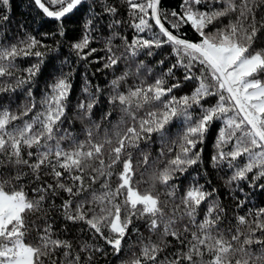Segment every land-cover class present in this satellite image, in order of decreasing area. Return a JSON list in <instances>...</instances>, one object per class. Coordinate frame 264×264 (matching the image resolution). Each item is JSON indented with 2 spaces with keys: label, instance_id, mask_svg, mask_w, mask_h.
<instances>
[{
  "label": "snow or ice",
  "instance_id": "1",
  "mask_svg": "<svg viewBox=\"0 0 264 264\" xmlns=\"http://www.w3.org/2000/svg\"><path fill=\"white\" fill-rule=\"evenodd\" d=\"M123 4L0 0V264H264V0Z\"/></svg>",
  "mask_w": 264,
  "mask_h": 264
},
{
  "label": "trees",
  "instance_id": "2",
  "mask_svg": "<svg viewBox=\"0 0 264 264\" xmlns=\"http://www.w3.org/2000/svg\"><path fill=\"white\" fill-rule=\"evenodd\" d=\"M117 4H119L120 7V11H125V6L123 4V0H116ZM179 0H163V3L166 7H175L178 4ZM11 3V17H10V28L12 29V31H17V25L19 23H23L25 28H27L29 31H32L34 34L38 35V38H43L46 39L49 43H52L53 38L51 37H40L39 36V32H43V31H50L53 30L54 25L51 23H45L44 21L41 20L40 16L37 15V11L36 9L33 7V0H10ZM3 6L0 5V11H3ZM96 10L97 11H102L100 3L96 4ZM82 23V21H81ZM70 29H74V30H78L79 29V25H69ZM127 33L129 35V37H131L132 35V30L129 28L127 30ZM18 34H22V30H20V32ZM102 35H107L109 33L107 32H102ZM9 33L5 32L4 36H0V42H3L4 38L6 36H8ZM187 35L191 36L194 35V33L192 32H187ZM115 43H120L119 39H117L115 41ZM63 52L65 55H68V42L67 40H65L63 42ZM96 46L100 47L102 46L100 42H96ZM101 55H103V53H100ZM49 55H55L54 53H49ZM141 59H145L147 63H154V60L152 57H144L141 56ZM89 61H91V57H89ZM47 63V61L45 62ZM57 64H59V60L56 61ZM23 66V65H21ZM99 67L98 63L93 62L91 64V66L87 69L89 76L88 79L92 81L93 84L99 83L102 86H104L107 82L108 79H111V76H105L103 74V71H96V69ZM43 69V66H42ZM67 70V67H65V71ZM109 72L111 70H108ZM84 72V63L82 62L78 68H77V72L73 78V86H74V90L73 93L71 94V101L72 104H74L76 102V97L79 95L81 96V98H84V96H86V94H81V88L83 87V78H82V74ZM179 74V73H178ZM37 87H40V85L38 84ZM4 93H0V96H3ZM75 125L77 127H79V121H75L74 122ZM213 151V145L212 143L206 141L205 142V163L203 165L204 168H209L210 171H212L210 169V165L207 162V156L209 153H211ZM140 171H143V166H141ZM214 178L212 183L221 191L222 193V200L224 201V203L226 205L229 206V208H234L235 205L232 202L231 198L228 196V187L224 185V173L220 172V171H215L212 173ZM45 179H47V177H45ZM94 188H99V184H96L93 186ZM247 190V189H246ZM65 198L66 195H65ZM251 199H253L256 204H260L262 202H264V194L261 193V190L259 188L253 189L251 191ZM60 203L59 198L57 199V204ZM50 215L52 216H56V213H51ZM37 223L39 224L40 222L37 221ZM143 231V228L141 229ZM72 235H75V233H72ZM145 235L147 236L148 233H145ZM71 238V237H70ZM112 257H108L106 259H102L100 261V264H108L109 261H112Z\"/></svg>",
  "mask_w": 264,
  "mask_h": 264
}]
</instances>
